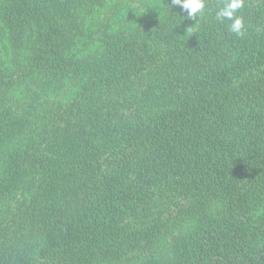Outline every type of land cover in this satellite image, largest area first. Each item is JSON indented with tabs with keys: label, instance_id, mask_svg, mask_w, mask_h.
<instances>
[{
	"label": "trees",
	"instance_id": "trees-1",
	"mask_svg": "<svg viewBox=\"0 0 264 264\" xmlns=\"http://www.w3.org/2000/svg\"><path fill=\"white\" fill-rule=\"evenodd\" d=\"M136 2L0 0V264H264V0Z\"/></svg>",
	"mask_w": 264,
	"mask_h": 264
},
{
	"label": "rangeland",
	"instance_id": "rangeland-1",
	"mask_svg": "<svg viewBox=\"0 0 264 264\" xmlns=\"http://www.w3.org/2000/svg\"><path fill=\"white\" fill-rule=\"evenodd\" d=\"M134 1L136 2L137 0H134ZM24 2H27V0H24ZM135 5L140 6L141 0L140 1L138 0L135 3ZM169 15L170 14L167 13L165 16V18H166L165 21L163 19V20H161L160 23H157V24L161 25L162 29H166V30H168V28L170 27L171 29L174 30V33L176 32V35H179V37H181V38H182V36H183V38L190 36V35H188V34H190V32L187 34V32L181 31L180 27H177L178 20L174 16H171V19L175 21L176 25L170 19L168 20ZM126 18H129V17H126ZM123 21H126V20L123 19ZM176 27H177V29H176ZM199 30L200 29H195L192 33H197ZM186 35H188V36H186ZM43 58L45 59V56H42V58L40 60H38L39 65H40V63L43 64V62H44ZM29 82L32 83V81H29ZM14 148H15V144H12L11 146L10 145L6 146L5 148H3L0 151V184L1 183L3 184V182L7 181L9 177L13 176V168L11 166V158L13 155V150H10V149H14ZM27 196H30L29 189H25V190L18 192L16 197H17V199L23 200ZM196 239L197 238L192 237V236H185L184 238L181 239L182 243L178 244L177 247L175 246L176 249L174 251H172L166 255L165 254L162 255L161 256L162 259L160 258L161 261L155 262V264H183V263L184 264H195L193 262L194 261L193 256H195V254H194L195 250H194L192 242ZM43 243H44V241H42V243L38 244V249L43 247ZM196 243H199V240H197ZM155 254L157 255V253H155ZM103 261L104 260H102L101 258H95L93 260H90V262H92L91 264H100Z\"/></svg>",
	"mask_w": 264,
	"mask_h": 264
},
{
	"label": "clouds",
	"instance_id": "clouds-1",
	"mask_svg": "<svg viewBox=\"0 0 264 264\" xmlns=\"http://www.w3.org/2000/svg\"><path fill=\"white\" fill-rule=\"evenodd\" d=\"M166 7L171 15H173V9H179L180 12L186 13L187 16H181L180 12H177L173 16L195 20L197 23L207 7V0H170V3ZM243 7L244 0H221L216 5L215 20L222 24L230 22L226 25L228 31L238 37H242L245 33V24L243 17L238 15V12ZM194 26L186 29L187 34Z\"/></svg>",
	"mask_w": 264,
	"mask_h": 264
}]
</instances>
